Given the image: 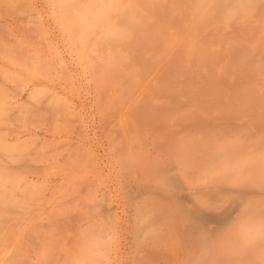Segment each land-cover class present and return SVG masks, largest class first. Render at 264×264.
Returning a JSON list of instances; mask_svg holds the SVG:
<instances>
[{"label":"rangeland","instance_id":"rangeland-1","mask_svg":"<svg viewBox=\"0 0 264 264\" xmlns=\"http://www.w3.org/2000/svg\"><path fill=\"white\" fill-rule=\"evenodd\" d=\"M95 1L0 0V264H72L102 217L123 234L113 264H193L167 226L136 236L150 195L129 189L154 169L181 177V239L210 238V264L258 260L192 224L264 202V0Z\"/></svg>","mask_w":264,"mask_h":264},{"label":"crops","instance_id":"crops-1","mask_svg":"<svg viewBox=\"0 0 264 264\" xmlns=\"http://www.w3.org/2000/svg\"><path fill=\"white\" fill-rule=\"evenodd\" d=\"M54 140L58 141L57 139H54ZM18 144H20V143H15L14 146H17ZM1 158H2V156H1ZM2 160L4 161L3 158H2ZM74 164H72L70 166H67V165H62L61 166L60 165L61 166L60 169H62V172H63L62 174L65 175V177L62 180V186L69 185L70 183H72V181H74L72 177H74L75 168L77 167ZM144 177L146 178L144 181H142V182L136 181V183L134 185H132L130 187V189H129L130 197L131 198L135 197L136 200H138V199L140 200L144 194L150 195L149 198L143 199V202L145 203L143 207H146L148 209L147 213H148V215H151V217L146 215V216H143L142 220H141V217L136 219V226H137V230H138V232H136V236L137 237L139 236V232L144 227L142 223L148 221V223L156 224L157 226H161L162 228H166V226H167L168 227L167 231H174L173 234H177L178 233V235H176V237H178L180 240H182L183 246L185 245L187 247H190V244H188V243H190L191 241H193L195 243L197 242V245L193 244L194 248H196V246H198V240L199 239H197V240H192L190 238L181 239V232L190 231L189 230L190 228L187 225V223H182L180 221V217H181V213H180V211H181L180 210V198L177 195V191L175 190L176 187H175L174 182H173L175 180L174 177H176L178 179V182H179L180 181L179 176L178 175L176 176L174 174H168V173H156V174L155 173H153V174L143 173L141 175V180H143ZM137 180H140V178L137 177ZM25 182L26 183L32 182L34 184L33 186L40 185V181H34V180H31V179H29V180H27ZM158 183H161L163 185H156ZM135 185L141 186L142 188H144V191H141L142 193H139V194H134V192L132 191V187H134ZM145 189H146V191H145ZM159 189L163 193L171 194V195L174 196V199L176 201H175V204H173L171 208H170V206H169V204L167 202H165L164 200H162L160 198H156L155 194H153V195L151 194L152 190H159ZM176 189L178 190L179 188H176ZM109 193L112 194V191H109ZM151 199H152V202L150 201ZM98 201L100 202V200H98ZM207 205L208 206L212 205V201L210 203H207ZM109 206H111V205H109ZM109 206L107 208H109ZM128 207L130 209L134 208V210L136 212L140 213L139 215H142L141 211L144 208L142 207L141 204L132 205V203H129ZM110 209L111 208H109V210H108L109 212H111V214H109V215H112V216L109 219H112V220L113 219L114 220L117 219V221L120 222L121 219L119 217L118 212H116L117 211L116 208H114L115 212L113 211V213H112V211ZM170 210L172 211V215L168 214V212ZM101 219L103 220V217ZM102 220L88 219L87 221L91 225L93 224V227L95 229L94 231H95L96 235L100 236L102 239H107V237L109 235H114L115 236V241H116L118 247H119V245H122L123 234L120 232L119 229L116 230L114 228L113 230H111L110 226L104 224V221H103L102 224H104L105 230H99V229H97L95 227L96 226L95 222H102ZM138 220H139V222H137ZM139 223H141L142 225L139 224ZM193 225L194 224H192V227H193ZM223 226H225V223H221L220 224V228H218L221 232H223V230H224ZM210 229H212V228H210ZM120 233H121V235H120ZM141 233H143V230H142ZM117 234L119 235V237H116ZM166 235H167V233H164L161 236V238H164V236H166ZM183 235H185V234H183ZM158 236L160 237V235H158ZM171 236H172V233L168 234V237H171ZM147 237L148 238H154L153 234L150 235V236L148 235ZM201 238H202L201 240H202V243H203L202 251L199 254H197V251L199 250V246H198L197 250L195 249V254H192L194 256L193 259H192L193 260V264H210V263H212V256H213V249H212L213 244H212V241H211L210 238H207L205 236H203ZM223 246L224 245L221 244V247H223ZM187 247H185V248H187ZM190 248H192V247H190ZM118 250H120L122 252L121 248H119ZM192 250L193 249H191V252H192ZM173 260H174V258H173ZM171 262L172 261H170V263Z\"/></svg>","mask_w":264,"mask_h":264},{"label":"clouds","instance_id":"clouds-1","mask_svg":"<svg viewBox=\"0 0 264 264\" xmlns=\"http://www.w3.org/2000/svg\"><path fill=\"white\" fill-rule=\"evenodd\" d=\"M115 243L114 235H109L107 239L96 234L86 236L81 242V258L72 264H113L110 256ZM220 243L233 249L253 250L259 254L258 260L245 261L243 264H264V202L245 204L236 209L225 220Z\"/></svg>","mask_w":264,"mask_h":264},{"label":"bare ground","instance_id":"bare-ground-1","mask_svg":"<svg viewBox=\"0 0 264 264\" xmlns=\"http://www.w3.org/2000/svg\"><path fill=\"white\" fill-rule=\"evenodd\" d=\"M54 1H57V3H58L59 1H63V0H54ZM243 1H245L248 4H250L251 1H260V2H262V0H243ZM115 3H116V0H97V1H95V4H96L97 7L99 6L100 11H103L104 8H108L109 10H111L113 8V6L115 5ZM228 14L229 13H227V12H223L221 15L222 16H226ZM259 16H261V18H264V14L263 15L260 14ZM257 27L259 29L264 28L262 25L261 26H257ZM74 29L76 30V33H77V35L79 37H83L84 29H83V27L80 24H77L74 27ZM91 46H93L95 48L97 46V44L95 42H93V45H91ZM88 49L90 50V46H89ZM85 53L86 52H84V54ZM62 62L65 63V60L62 59ZM71 75L72 74H70V76ZM218 157L222 158L223 157V153L219 152L218 153ZM154 171L156 173H158V169H154ZM154 171H152V170H150L149 172L143 171V173L153 174ZM139 172H142V171H139ZM164 172H165V169L161 170V173H164ZM178 176H179V179H180L181 178L180 175H178ZM174 179L175 180L173 182H174L175 187L181 189V187H182L181 182L180 181L178 182V179L176 177H174ZM212 183H213V181L212 182H207V184L204 185L203 188H205V189L208 188L209 186L212 185ZM132 191L134 192V194H139V193H142L141 191H144V188H142L139 185H135L134 187H132ZM145 191H146V189H145ZM151 194L152 195L155 194L156 198H160V199L164 200L165 202H167L169 204L170 208L172 207L173 204H175L176 200L174 199V196L171 195V194L163 193L160 189L159 190H152ZM195 194L196 195H201L200 197L207 198L208 201L211 200L212 202L216 201L219 198L218 195H215V194L212 195V190H210V188H209V190H205L204 192L198 191ZM150 201L152 202V199ZM205 210H206V208L204 209L202 206H197V207H195L193 209V213L196 215V218H193V223H194V226H195L194 228L196 230H198V231L213 230V229L209 228V226H208L209 223L213 222V223H217V225H220L221 223H224L226 219H229V216H231V211L229 210V208L226 209L224 212L217 213V214H213V212H206ZM168 214L172 215V211L170 210L168 212ZM202 220H206L208 222L204 221L203 223H201ZM102 223H103V221L102 222H95V224H96L95 227L97 229H99V230H105V226ZM92 226H93V224H92ZM51 239H53V238H51ZM201 239L202 238H199V240H198L199 250L197 251V254H199L202 251L203 243H202ZM225 247H227V246H225Z\"/></svg>","mask_w":264,"mask_h":264}]
</instances>
